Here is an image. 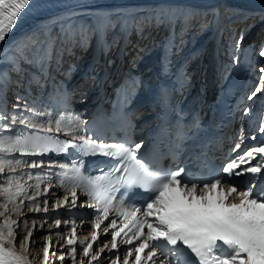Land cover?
I'll return each mask as SVG.
<instances>
[{
	"label": "snow or ice",
	"instance_id": "obj_1",
	"mask_svg": "<svg viewBox=\"0 0 264 264\" xmlns=\"http://www.w3.org/2000/svg\"><path fill=\"white\" fill-rule=\"evenodd\" d=\"M41 6L36 0H0V42L6 39L20 19ZM76 15L75 12H68L54 17L52 27L41 30L39 37H30V42L22 46L17 44L13 49L16 62L11 65L12 70L21 75L25 71L21 65L26 64L42 75L50 66L57 45L65 46V50L69 45L84 47L89 43V33L100 40L110 28L117 26L127 33L126 15L132 16L131 13L114 10L89 13L94 19L85 25L75 22L73 17ZM194 15L193 10L178 6H158L151 14L150 22L159 27L183 21L185 26H190ZM57 24L59 31H56ZM136 30L142 36L141 24L136 25ZM260 56H264V50ZM257 79L259 83L248 95V100L264 93V68L259 69ZM33 82L38 84L39 77L29 80V84ZM5 93L6 85L0 84V175L14 173L22 164L31 169L43 168L42 159L29 162L25 157H43L50 152L76 157L70 169L65 164L55 165L61 169L56 175L62 187L67 181L71 189H79L88 196V200L79 207L95 210L94 221H82L90 223L93 229L87 246H84V241L74 239L77 232L75 221H64L65 224H73V238L67 239L68 248L64 249L73 264L78 255L77 243L82 248L83 257H90L87 264H99L106 249L114 257L110 259V264H264V139L216 169L215 176L189 180L185 178L184 168L176 171L158 168L153 166V161L140 157L137 150L142 148V143L133 146L127 135L117 143H98V138L80 135L84 129L70 118L66 120L61 116L53 119L48 113L38 112L27 104L24 111H17L19 103L13 104L9 113ZM16 99L19 101L21 97L17 95ZM248 112L249 109H245V113ZM33 117L39 119L34 121ZM16 124L24 125V128L13 134L11 129ZM258 131L264 134V122L259 125ZM59 133L71 139H61ZM240 136L241 142L235 145L233 152L242 146L243 129ZM98 155L111 159L98 162L107 166L103 175L92 176L85 170L87 162L84 157ZM257 156L260 162L253 163ZM53 166L49 164V168ZM237 177L241 178L239 182L235 179ZM28 178H33L32 173H28ZM36 179L40 180L39 174ZM13 180L12 175H6V185L0 186V197L4 198L0 201V208L3 209L0 211V264H31L39 259V253L28 255L31 245L35 244L34 230L27 229V235L21 239L19 222L10 218L13 214L24 215V200L17 204L16 197L25 194L26 187L16 183L13 191ZM240 183L246 186L241 187ZM39 188L38 182L35 189ZM140 189L145 191L141 193ZM130 190H137L134 194L141 196L137 202L139 206L123 201L124 193ZM117 192H121L119 197L115 196ZM43 193V210L47 212L50 206L46 198L49 188L45 187ZM40 196L39 191L25 196L35 205L30 211H41L38 203ZM232 197L237 199L233 201ZM116 200L121 202L116 203ZM69 203L71 207H77L75 190L71 191L70 201L66 195L64 201L54 207L67 208ZM10 204L15 206L10 208ZM112 214L115 218L103 227V232L111 236V248L104 244L95 255H91L99 240L96 230L101 229ZM24 223L27 227L26 218ZM60 224L61 220L56 219L57 228ZM121 234L124 238L118 244L117 238ZM45 239L43 258L44 264H48L52 255L51 240ZM126 245L132 247H122ZM17 246L23 249V254L16 251ZM64 258L62 253L60 259Z\"/></svg>",
	"mask_w": 264,
	"mask_h": 264
},
{
	"label": "bare ground",
	"instance_id": "obj_2",
	"mask_svg": "<svg viewBox=\"0 0 264 264\" xmlns=\"http://www.w3.org/2000/svg\"><path fill=\"white\" fill-rule=\"evenodd\" d=\"M56 1L61 2V1H65V0H36L37 3L42 5L41 7L36 8V9H43V10L42 11L40 10L34 17L28 19L19 29L14 31V33L11 35L10 38H8L0 46V58L4 54L5 49L12 51L17 44L21 45L22 43H25L28 40V37H30L31 35L34 36L35 34H40L41 29H43V28L45 29V28H47V26H50L51 24H53V18L54 17L62 16L65 12H68L71 9H75V8H77V10H79V11L85 10V8L87 6V5L80 4L76 7H72L69 5L66 6V4H58L61 6L60 8H58L54 12L53 11L47 12V10H45V9L47 7H49L51 3L56 2ZM212 1H214L218 4H224V6H225L224 9L227 11L231 7H234V9H237L238 11H242L246 5H255L256 7L263 8L262 10H264V0H212ZM159 4H164V2H161ZM158 6H160V5H158L157 3H150L148 5L149 13L152 14L153 11L155 9H157ZM66 8H68V9H66ZM107 8H110V6H108ZM62 9H65V10L60 11V12H56V11H59ZM206 10H208V8L204 7L203 13H205ZM105 12H106V10H105ZM258 16H259V18H261V15H257L253 19H251L248 23V28H246L245 32L242 34V38H244L246 36L251 37L254 35V37L250 41L251 43L260 42L264 38V35L262 32V31H264V28H259L258 24L260 23V21H258ZM73 19L75 20V22L77 24L83 23L84 21L87 20L86 18H83V15H79V14H77L75 17H73ZM93 19L94 18H91L92 21H93ZM35 30H37V31H35ZM195 40H196V44H197L201 40V37H198ZM237 42H238V40H235L234 42H232L233 46H235V44H237ZM155 48H156L155 43H152L150 45V47L148 48L147 52L144 53V58L148 57V54H146V53H149V52L152 53L154 50H157ZM12 52H14V51H12ZM8 54L6 53L2 57L5 61H7V59H8ZM261 57L262 56H260L259 58H256L252 64H251V61H249L247 67L242 72L241 77H240V89H239L240 92L238 93L234 103H237V100L239 99V97H241L247 91L251 90V88L247 85L254 82L256 80V77H258L259 69L263 66V63H264L262 61H259ZM195 60H196V57L193 60H191L190 62H195ZM147 67H149V66L140 67L138 70V73H144L147 70ZM193 68H194L193 66L190 67V69L187 71V73H185V76L192 73ZM0 78H1V75H0ZM203 80H204L203 77H201V78L199 77V81L193 86V91H195V93L199 92L200 89L203 87ZM254 90H255V88L252 91H254ZM256 104L257 103L254 102L253 105H256ZM34 109H36L38 112L48 113L53 119L60 118L59 114H55L53 112H50L48 110V107H35ZM28 115H30V114H28ZM233 117H234V115H233ZM33 119L36 120L39 118L33 117ZM77 119H78V116L74 117L72 119V122L75 124ZM27 167H28L27 165L22 164L17 168L16 172L6 173L5 175L0 176V181L4 180V182L0 183V186L6 185V175H12L14 177L13 191H15V184L16 183L25 185L26 190H27V189L33 188L38 182L40 183V187H41L42 176H45V175H47L49 177L55 176V172L52 169L48 170L47 172H45V169L44 170L33 169V171H31ZM28 173H32V177H33L32 179L28 178ZM37 174H39V176H40L39 181H37V179H36ZM28 185H31L32 187H28ZM46 185L49 187H53V186H55V183L53 180H50L46 183ZM67 191H68V188L66 186H63L60 189H51V191H50L51 196L47 195V197H46L49 200V205H50V203L54 204L55 202L59 201V197L56 198L57 194L62 193L63 195H65L67 193ZM26 195H28V193L17 196L16 197V203L19 200H25ZM44 198H45V196L42 198V200L40 202H38L41 209L44 208V205H43V199ZM236 199H237L236 197L231 198V200H233V201H235ZM26 205L29 206L28 203H26ZM13 206H14L13 204L9 205L10 208ZM50 210H51V205L49 206L47 211H50ZM28 211H29V209L22 210V212L24 214H27ZM20 216L21 215L13 214L11 219L16 220ZM22 218L23 217L18 219L19 234H22L23 230H24L23 229L24 220H21ZM31 225H32V223H31ZM40 226H41V224L39 223V227ZM40 230H41L40 232L34 230L35 244L31 245L30 250L28 252L29 256H34L37 253H39V259L33 260L31 263L32 264H41V263L44 264L43 241L46 240L45 238H50V240H51L50 250H51L52 255H50V257H49L48 264H69V263L71 264V262L68 258L69 256L67 255V253L64 252V249L68 248L67 239L73 238L70 235V231L65 229V228H63V229L61 228V230L54 232L50 225H43V227H40ZM92 231H93V229L91 227H89L87 225V223H82V225L77 226V232H76L74 239L76 240L78 238L82 239V238L86 237L89 240V238H91V232ZM102 231H103V228L97 230L98 235H101L99 237V240L97 241V245L99 248H96L94 246V250L91 253V255H95L96 252H98L99 249L101 247H103V245L106 243H108L109 248H111V243H109L110 239H109L108 235L102 234ZM57 233H59V234H57ZM119 241H120V239H117L118 244H119ZM61 246H63V247H61ZM122 247H125V246H122ZM128 247H131V246H128ZM113 251H115V250H113ZM62 253L64 254V257H65L63 260L60 259V256ZM102 255H103V259H101L99 261V264H110V259L114 258L112 255V252L108 251L107 249L105 250V252ZM88 259H90V257L85 258V257H83L82 254L78 253L75 264H87ZM72 264H73V262H72ZM93 264H95V262H93Z\"/></svg>",
	"mask_w": 264,
	"mask_h": 264
},
{
	"label": "rangeland",
	"instance_id": "obj_3",
	"mask_svg": "<svg viewBox=\"0 0 264 264\" xmlns=\"http://www.w3.org/2000/svg\"><path fill=\"white\" fill-rule=\"evenodd\" d=\"M84 5V4H83ZM66 9H68V8H66ZM65 9H62V10H59V11H56V12H60V11H64ZM189 62H190V60H189Z\"/></svg>",
	"mask_w": 264,
	"mask_h": 264
}]
</instances>
